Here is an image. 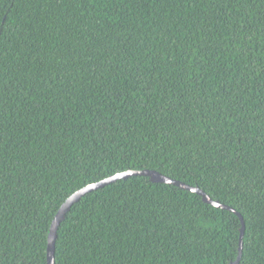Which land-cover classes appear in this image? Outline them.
<instances>
[{
	"label": "trees",
	"instance_id": "1",
	"mask_svg": "<svg viewBox=\"0 0 264 264\" xmlns=\"http://www.w3.org/2000/svg\"><path fill=\"white\" fill-rule=\"evenodd\" d=\"M264 264V0H0V264Z\"/></svg>",
	"mask_w": 264,
	"mask_h": 264
},
{
	"label": "water",
	"instance_id": "2",
	"mask_svg": "<svg viewBox=\"0 0 264 264\" xmlns=\"http://www.w3.org/2000/svg\"><path fill=\"white\" fill-rule=\"evenodd\" d=\"M131 175H146L149 177L150 181H152V182L170 183V184L176 185L182 189H186V190H189L191 192H195V193L199 194L201 196L202 200L206 203H209V204L216 206V207H221V208L233 211L240 218V221L242 223V226H241V233H242L244 223H243V219H242L241 215L237 211H235L233 208L228 207L226 205H223V204L219 203L218 201L212 200L206 193H204L198 187H193V186L187 185L181 181L171 179V178H169V177H167V176H165V175H163L157 171H154V170H141V171L129 170V171L116 173V174L109 176V177H107L103 180H100L98 182L88 184L85 187H83L80 190L73 193L71 196H69L65 200V202L60 206L59 210L55 214V216L51 222V225H50V229H49V233H48V237H47L46 264H54V243H55V238H56V230H57L59 223L64 219L65 214L69 210L70 206L74 202L78 201L84 194H86L90 191H93L95 189L101 188V187L108 185L110 183H113L116 180L127 178ZM241 248H242V246H241V240H240L237 257L234 261L230 262V264H238V261L240 259V254H241Z\"/></svg>",
	"mask_w": 264,
	"mask_h": 264
}]
</instances>
